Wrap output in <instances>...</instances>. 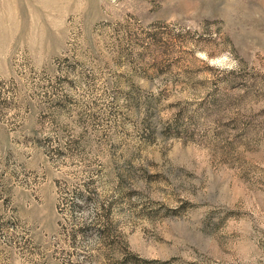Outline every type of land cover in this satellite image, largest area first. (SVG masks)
<instances>
[{
  "label": "rangeland",
  "instance_id": "obj_1",
  "mask_svg": "<svg viewBox=\"0 0 264 264\" xmlns=\"http://www.w3.org/2000/svg\"><path fill=\"white\" fill-rule=\"evenodd\" d=\"M0 264H264V0H0Z\"/></svg>",
  "mask_w": 264,
  "mask_h": 264
}]
</instances>
